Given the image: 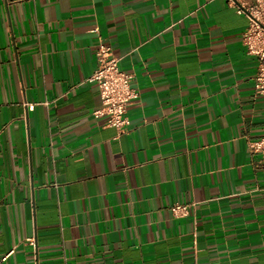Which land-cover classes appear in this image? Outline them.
Instances as JSON below:
<instances>
[{
    "label": "crops",
    "instance_id": "crops-1",
    "mask_svg": "<svg viewBox=\"0 0 264 264\" xmlns=\"http://www.w3.org/2000/svg\"><path fill=\"white\" fill-rule=\"evenodd\" d=\"M249 23L229 0H0L1 264H264ZM100 43L139 92L123 132L94 114Z\"/></svg>",
    "mask_w": 264,
    "mask_h": 264
},
{
    "label": "built area",
    "instance_id": "built-area-1",
    "mask_svg": "<svg viewBox=\"0 0 264 264\" xmlns=\"http://www.w3.org/2000/svg\"><path fill=\"white\" fill-rule=\"evenodd\" d=\"M237 8L239 14H246L250 20L244 34V44L249 54L259 57V71L256 76V91L264 96V0H252L247 5L244 0H229ZM95 31H99L96 29ZM97 64L86 82L95 83L99 88L102 108L95 111L96 116L106 115L107 125L115 127L120 132L129 125L128 106L139 97L137 89L132 87V75L119 67L120 58L112 54L111 47L100 43L96 51ZM33 109L34 105H28ZM252 152L260 153L264 162V136L250 142ZM190 204L176 203L171 210L176 217L189 214ZM9 254L1 258L0 264Z\"/></svg>",
    "mask_w": 264,
    "mask_h": 264
}]
</instances>
